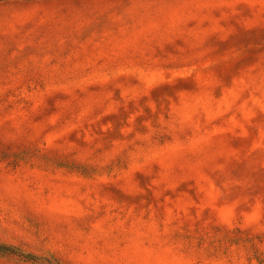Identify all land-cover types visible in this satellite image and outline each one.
<instances>
[{"label":"rangeland","instance_id":"1","mask_svg":"<svg viewBox=\"0 0 264 264\" xmlns=\"http://www.w3.org/2000/svg\"><path fill=\"white\" fill-rule=\"evenodd\" d=\"M0 264H264V0H0Z\"/></svg>","mask_w":264,"mask_h":264}]
</instances>
